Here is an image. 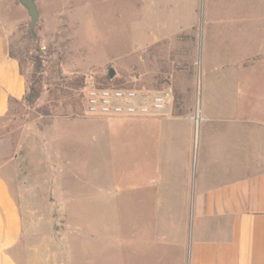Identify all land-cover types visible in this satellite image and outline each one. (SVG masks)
<instances>
[{
	"label": "rangeland",
	"instance_id": "374dc122",
	"mask_svg": "<svg viewBox=\"0 0 264 264\" xmlns=\"http://www.w3.org/2000/svg\"><path fill=\"white\" fill-rule=\"evenodd\" d=\"M35 2L31 33L18 1L0 0L5 18L20 21L10 55L28 85L39 80L37 98L11 101L0 118V161L7 178L25 184L29 225L37 239L63 245L67 264H171L142 243L138 230L154 221L141 193L128 198L125 187L149 179L141 167L148 141L179 128L87 117L80 86L171 87L173 114L197 112L205 99L211 109L264 118V0Z\"/></svg>",
	"mask_w": 264,
	"mask_h": 264
},
{
	"label": "crops",
	"instance_id": "0c3cea01",
	"mask_svg": "<svg viewBox=\"0 0 264 264\" xmlns=\"http://www.w3.org/2000/svg\"><path fill=\"white\" fill-rule=\"evenodd\" d=\"M19 24L0 6V118L26 93L25 76L9 51L10 31ZM225 106L211 109L201 99L190 115L120 118L179 128L147 140L141 167L150 177L126 179L125 187L128 198L141 193L154 221L138 230L142 243L171 264H264V118ZM4 169L0 161V264H67L62 244L37 239L20 204L25 184L7 178Z\"/></svg>",
	"mask_w": 264,
	"mask_h": 264
},
{
	"label": "built area",
	"instance_id": "2783aa9c",
	"mask_svg": "<svg viewBox=\"0 0 264 264\" xmlns=\"http://www.w3.org/2000/svg\"><path fill=\"white\" fill-rule=\"evenodd\" d=\"M84 115L91 118H142L169 111L173 103L171 87L145 89L99 86L85 79L80 89ZM198 117L195 116V121Z\"/></svg>",
	"mask_w": 264,
	"mask_h": 264
},
{
	"label": "water",
	"instance_id": "95a60500",
	"mask_svg": "<svg viewBox=\"0 0 264 264\" xmlns=\"http://www.w3.org/2000/svg\"><path fill=\"white\" fill-rule=\"evenodd\" d=\"M17 1L25 9L28 15L30 19L28 30L29 32L33 33V29L40 18L39 11L36 6V2L35 0H17ZM114 75H115L114 70L110 68L108 71L109 79L113 78Z\"/></svg>",
	"mask_w": 264,
	"mask_h": 264
},
{
	"label": "trees",
	"instance_id": "16d2710c",
	"mask_svg": "<svg viewBox=\"0 0 264 264\" xmlns=\"http://www.w3.org/2000/svg\"><path fill=\"white\" fill-rule=\"evenodd\" d=\"M29 84L30 85H28L26 81V93L23 97V101H27V102H31L34 98H37L39 96V93L37 90L39 87V80L35 79ZM81 86H80V89H81ZM79 96H80V91H79Z\"/></svg>",
	"mask_w": 264,
	"mask_h": 264
}]
</instances>
